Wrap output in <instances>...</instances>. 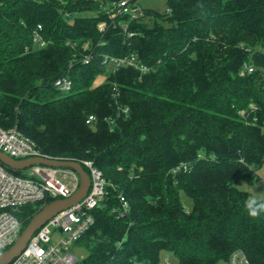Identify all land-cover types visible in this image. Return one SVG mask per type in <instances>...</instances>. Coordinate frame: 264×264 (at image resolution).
Here are the masks:
<instances>
[{
    "label": "trees",
    "instance_id": "1",
    "mask_svg": "<svg viewBox=\"0 0 264 264\" xmlns=\"http://www.w3.org/2000/svg\"><path fill=\"white\" fill-rule=\"evenodd\" d=\"M113 1L0 0V127L42 155L91 161L109 182L75 264H161L163 251L220 264L236 249L264 264V212L251 216L236 186L264 163V0H165L111 23ZM131 53L151 70L103 63ZM62 75L69 91L54 85ZM52 200L14 210L22 230Z\"/></svg>",
    "mask_w": 264,
    "mask_h": 264
},
{
    "label": "built area",
    "instance_id": "2",
    "mask_svg": "<svg viewBox=\"0 0 264 264\" xmlns=\"http://www.w3.org/2000/svg\"><path fill=\"white\" fill-rule=\"evenodd\" d=\"M106 12L111 23L119 15H128L130 19L143 15L137 0L113 1ZM127 26V23L123 24L124 31ZM40 29L41 26L38 25L33 41L44 46L45 41L39 33ZM98 29L104 33L107 29L106 23H99ZM132 35V32H126L127 37ZM83 48L86 50L88 44H85ZM91 57L92 53H86L81 61L88 63ZM103 63L110 66L112 71L120 67L134 68L140 74L151 70V67L142 63L135 53L121 57L104 55ZM244 71L250 73L253 68L245 65L240 74L243 75ZM54 85L63 91H69L72 81L67 75H62L54 81ZM127 111V107L118 108V115L126 114ZM95 120L94 115H89L86 122L92 123ZM108 121L112 122L109 119ZM0 152L14 159L51 158L42 155L35 143L18 131L15 126L8 129L0 127ZM80 163L87 168V173L91 178V185L86 196L47 220L34 232L24 250L9 264H75L78 261L74 255L76 243L94 224L93 210L103 203L107 194L106 186L109 184L102 171L96 168L91 161L82 160ZM17 171L18 173L13 172L0 162V252L8 249L22 231L21 221L14 214V210L27 203L68 197L79 186L78 174L66 167L40 164ZM119 201L118 212L123 215L128 211V202L122 195L119 196ZM222 263L252 264L241 249L232 251L228 259ZM135 264L142 263L136 262Z\"/></svg>",
    "mask_w": 264,
    "mask_h": 264
},
{
    "label": "water",
    "instance_id": "3",
    "mask_svg": "<svg viewBox=\"0 0 264 264\" xmlns=\"http://www.w3.org/2000/svg\"><path fill=\"white\" fill-rule=\"evenodd\" d=\"M0 162L11 170H21L40 164L53 167H66L74 170L79 176V186L76 191L68 197L52 200L42 206L41 209L30 219L15 242L8 249L0 252V264H9L24 250L34 232L47 220L57 213L76 204L86 196L91 185V178L87 171L82 167L81 163L75 160H60L45 157L14 159L0 152ZM101 206H103V203L98 205V207Z\"/></svg>",
    "mask_w": 264,
    "mask_h": 264
},
{
    "label": "rangeland",
    "instance_id": "4",
    "mask_svg": "<svg viewBox=\"0 0 264 264\" xmlns=\"http://www.w3.org/2000/svg\"><path fill=\"white\" fill-rule=\"evenodd\" d=\"M137 2L142 11L153 10L161 13L166 9L165 0H137ZM144 20L147 23L153 22V18L148 16H145ZM108 69H111V67L108 66ZM103 80V75L97 77L95 85L103 82ZM257 173L258 179H254L251 183L242 180L239 181L236 186L241 190L247 191L251 200L255 199L256 201L264 202V163L257 170ZM182 201L184 204L190 202L186 196H182ZM74 255L80 260L86 255V251L83 248L75 246ZM160 261L164 264H178L177 258L173 254L164 251L160 254Z\"/></svg>",
    "mask_w": 264,
    "mask_h": 264
},
{
    "label": "clouds",
    "instance_id": "5",
    "mask_svg": "<svg viewBox=\"0 0 264 264\" xmlns=\"http://www.w3.org/2000/svg\"><path fill=\"white\" fill-rule=\"evenodd\" d=\"M247 207L249 209V214L253 217H257L264 212V202H257L255 199L251 200Z\"/></svg>",
    "mask_w": 264,
    "mask_h": 264
},
{
    "label": "crops",
    "instance_id": "6",
    "mask_svg": "<svg viewBox=\"0 0 264 264\" xmlns=\"http://www.w3.org/2000/svg\"><path fill=\"white\" fill-rule=\"evenodd\" d=\"M161 264H164V263H161Z\"/></svg>",
    "mask_w": 264,
    "mask_h": 264
}]
</instances>
